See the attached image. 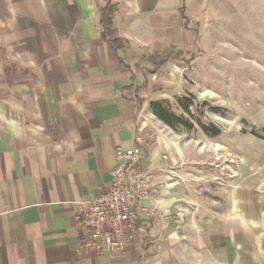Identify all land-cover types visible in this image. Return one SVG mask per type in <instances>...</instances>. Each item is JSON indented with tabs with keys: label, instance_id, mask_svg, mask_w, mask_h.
<instances>
[{
	"label": "crops",
	"instance_id": "1",
	"mask_svg": "<svg viewBox=\"0 0 264 264\" xmlns=\"http://www.w3.org/2000/svg\"><path fill=\"white\" fill-rule=\"evenodd\" d=\"M109 1L104 40L103 0H0V264H264V160L216 197L187 195L167 174L197 159L149 108L219 23L252 22L264 55V0ZM137 140L154 177L133 248L80 250L78 204ZM177 189L198 207L189 217Z\"/></svg>",
	"mask_w": 264,
	"mask_h": 264
},
{
	"label": "rangeland",
	"instance_id": "2",
	"mask_svg": "<svg viewBox=\"0 0 264 264\" xmlns=\"http://www.w3.org/2000/svg\"><path fill=\"white\" fill-rule=\"evenodd\" d=\"M231 14L237 20L236 7L231 8ZM226 25L222 29L219 23L212 38L201 36L194 53L195 66L184 55L181 86L159 100L187 122L170 129L187 149L183 159H197V163L190 168L186 164L183 168L188 174L183 172L181 178L167 174L168 183L180 182L187 195L216 197L240 176L253 173L264 160V55L255 45L252 22L245 27L235 21ZM190 95L193 103L184 111L178 103ZM201 126L208 131H202ZM211 127L217 130L216 135ZM172 195L178 197L174 211L183 205L182 217L197 210L196 203L184 202L188 198L179 201L180 189Z\"/></svg>",
	"mask_w": 264,
	"mask_h": 264
},
{
	"label": "built area",
	"instance_id": "3",
	"mask_svg": "<svg viewBox=\"0 0 264 264\" xmlns=\"http://www.w3.org/2000/svg\"><path fill=\"white\" fill-rule=\"evenodd\" d=\"M115 155L117 163L102 192L78 204L75 214L80 250L96 255L125 254L133 248L139 230V201L149 196L153 186V173L141 167L145 151L139 140L128 150L117 147Z\"/></svg>",
	"mask_w": 264,
	"mask_h": 264
},
{
	"label": "trees",
	"instance_id": "4",
	"mask_svg": "<svg viewBox=\"0 0 264 264\" xmlns=\"http://www.w3.org/2000/svg\"><path fill=\"white\" fill-rule=\"evenodd\" d=\"M104 5L99 9V26L101 29V37L105 40L106 35L110 32L112 28V16L115 12V6L111 4L109 0H103ZM184 102H179L178 105L184 111H187L189 105L193 103L194 97L192 95L184 97ZM151 113L163 124L168 126L171 129H176L177 125L186 126L187 122L183 120L182 117L176 116L175 114L168 111L163 103L160 101H154L149 104ZM202 131L207 132L208 129L204 126H201ZM214 131L213 135H216L218 132L211 127Z\"/></svg>",
	"mask_w": 264,
	"mask_h": 264
}]
</instances>
